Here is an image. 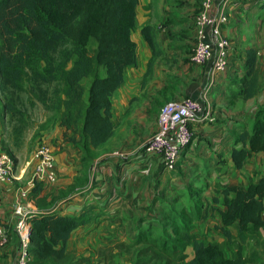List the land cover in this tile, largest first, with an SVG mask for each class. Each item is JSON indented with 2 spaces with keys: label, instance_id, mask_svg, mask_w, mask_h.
<instances>
[{
  "label": "trees",
  "instance_id": "trees-1",
  "mask_svg": "<svg viewBox=\"0 0 264 264\" xmlns=\"http://www.w3.org/2000/svg\"><path fill=\"white\" fill-rule=\"evenodd\" d=\"M137 4L138 0H0V116L11 126L14 145L28 126L20 107L26 93L32 105L38 102L50 113L43 127L63 126V140L81 150L84 171L91 168L116 134L111 97L124 82V69L136 66L131 31ZM141 33L152 52L145 80L160 50L149 26ZM244 68L235 91L242 100L256 96L262 86L254 48L246 50ZM168 101L160 91L152 107L159 106V113ZM45 141L55 154L53 144ZM234 144L231 156L237 168L251 152L264 153V107L249 129L234 133ZM131 158L132 154L120 161ZM42 185L36 183L28 195L38 206L30 217L29 264H90L91 254L78 256L66 244L75 229L98 216L96 205L64 214L53 206L75 191L39 196ZM202 191L203 186L190 188L185 205L168 207L164 228L141 227L133 241L100 246L95 252L104 257V264H125L118 260L124 254L127 264H264V177L244 187L226 185L221 198L214 199L226 206L216 227L222 241L200 239L190 229L202 212ZM229 227L236 228V234ZM227 248L234 249V257L225 255Z\"/></svg>",
  "mask_w": 264,
  "mask_h": 264
},
{
  "label": "crops",
  "instance_id": "crops-1",
  "mask_svg": "<svg viewBox=\"0 0 264 264\" xmlns=\"http://www.w3.org/2000/svg\"><path fill=\"white\" fill-rule=\"evenodd\" d=\"M200 2L138 0L135 27L131 31L136 66L124 69V82L111 97L116 134L108 143L112 148L132 151L129 161L122 162L112 153L107 154L108 148L100 151L91 168L84 171L82 152L63 140V126L53 124L42 131L56 146L57 181L53 189L49 187L51 184L43 183L39 196L48 192L56 196L59 191L67 192L72 188L75 192L67 200L53 206L64 214H78L84 206L96 205L98 216L75 229L66 244L67 249L78 256L91 254L90 264H104V257L95 252L98 247L114 245L119 240L129 243L136 238L139 229L147 225L160 229V223L166 220V209L180 204L171 194L190 192V188L197 186H203V208L190 229L200 239L222 241L225 238L216 227L221 225V212L226 206L214 199L221 198V190L226 185L244 187L264 177L263 152H251L239 168L235 167L231 156L234 133L242 127L249 129L256 112L264 107V0H231L228 4V22L222 27L230 41L228 68L224 73L213 71L209 64L199 65L190 60L195 42L194 18ZM143 26L151 28L160 50L145 80L143 76L152 52L141 33ZM248 48L257 50L262 86L256 96L242 100L235 97V91L245 73ZM160 91L165 100L195 96L209 113V118L192 125L193 140L184 149L179 167L174 171L164 168L159 155L138 150L157 129L159 106L153 108L152 103ZM1 104L0 97V109ZM9 133L10 128L0 116V150ZM15 172L17 179L0 188V221L4 224L0 226L8 232L7 240L0 244V264H16L19 246L14 204L17 190L32 177L31 157L25 154ZM157 182L161 188L169 185L166 192L164 189L162 193L152 192ZM81 188L83 190H78ZM27 201L32 210H38L33 199L28 197ZM229 229L236 234V228ZM188 251L191 254V250ZM225 255L234 257V249L227 248ZM125 257L127 264L129 257Z\"/></svg>",
  "mask_w": 264,
  "mask_h": 264
},
{
  "label": "built area",
  "instance_id": "built-area-1",
  "mask_svg": "<svg viewBox=\"0 0 264 264\" xmlns=\"http://www.w3.org/2000/svg\"><path fill=\"white\" fill-rule=\"evenodd\" d=\"M219 1V2H218ZM231 0H201L195 15V42L190 54L191 62L209 64L213 71L224 73L228 68L230 41L223 34L222 27L228 22L227 8ZM209 118L202 101L192 95L166 102L157 115V129L143 143V152L159 155L166 170L175 169L184 149L193 140L194 123ZM39 139L31 154L32 177L17 190L14 214L17 217L15 234L18 239L16 264H29L31 254L30 230L33 210L28 203L30 189L38 182L54 184L57 181L54 149L45 140ZM119 159L131 152L115 150ZM14 158L7 152H0V188L16 177ZM8 238V232L0 226V244Z\"/></svg>",
  "mask_w": 264,
  "mask_h": 264
},
{
  "label": "rangeland",
  "instance_id": "rangeland-1",
  "mask_svg": "<svg viewBox=\"0 0 264 264\" xmlns=\"http://www.w3.org/2000/svg\"><path fill=\"white\" fill-rule=\"evenodd\" d=\"M263 21H264V18H263ZM21 98H22V100L20 102V107L26 116V119L28 121V126L22 135L21 142L19 143V145L16 146L13 143V137L11 135V126L7 122V120L5 119L8 127L10 128V133L8 135H6V137H7L6 139H8V140L4 141L5 145L0 150V152L9 153L14 158L16 166H17V164L21 158H22V160L24 159L25 154L27 155V158L31 157L30 154H32V151L34 150V147L37 143L38 137L43 135L44 137L43 136L42 137L45 138L44 140H49L48 138L46 139V135H44V132H42V131H44L49 126L48 125L46 127H43L44 124H46V120L49 118L50 113L45 111L38 102L35 103L34 105H32L31 101H30V99L26 93H22ZM34 138H36L35 142L33 141ZM49 142L52 144V142L50 140H49ZM108 148H110V149H108ZM106 149H108L107 154H111V153H113V151L120 150V149H122L123 151H126V152H131V154H133L132 151L127 150V149L115 148V147L112 148L111 144L107 145V147L104 150H106ZM177 167H179V163L176 165L174 170H176ZM174 170H172V171H174ZM178 173H180L179 170H178L177 174ZM160 186H161L160 183L157 182V185L152 187V192L155 193L156 191H159L162 193L163 192L162 189L167 190V188L169 187V185L164 187V184L162 185V187H164V188H161ZM49 187H51V189H53L56 187V185L51 184ZM78 190L81 191L83 189L81 188ZM166 190H165V192H166ZM188 194H189V191L184 190V191H179L177 193L171 194V197L174 199V201L179 200V202H180L179 205H185L187 203L188 198H189ZM146 209L147 208H144V209L142 208L141 210H146ZM166 221L167 220L160 223L161 229L166 226V224H167ZM119 242L122 243L125 241L119 240L116 243H119ZM230 249H232V248H230ZM117 250H118V248H117ZM119 254H120V252H119ZM125 256H128V255L124 254L122 256H119L118 260L122 261L126 264V262H125L126 257Z\"/></svg>",
  "mask_w": 264,
  "mask_h": 264
}]
</instances>
